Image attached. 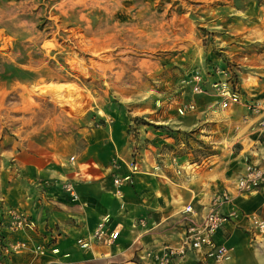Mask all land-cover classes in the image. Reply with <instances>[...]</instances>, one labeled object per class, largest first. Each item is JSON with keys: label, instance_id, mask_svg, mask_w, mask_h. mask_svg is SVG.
Wrapping results in <instances>:
<instances>
[{"label": "rangeland", "instance_id": "rangeland-1", "mask_svg": "<svg viewBox=\"0 0 264 264\" xmlns=\"http://www.w3.org/2000/svg\"><path fill=\"white\" fill-rule=\"evenodd\" d=\"M222 70L242 100L258 106L252 118L264 114V0H0V196L27 144L58 151L72 164L91 139L106 143L107 129L118 154L128 139L115 131L123 120L130 122L125 154L132 162L148 142L144 131L154 130L171 139L167 145L182 144L195 162L219 154L228 161L255 134L246 138L237 125L251 115L245 108L220 109L210 85L223 80ZM195 75L208 92L192 93ZM46 180L60 190L68 182ZM254 196L261 208L245 215L264 223V192ZM183 222L172 243L182 238ZM238 229L225 237L228 259L189 254L177 264H264V232L246 219ZM148 261L143 255L134 263Z\"/></svg>", "mask_w": 264, "mask_h": 264}, {"label": "crops", "instance_id": "crops-1", "mask_svg": "<svg viewBox=\"0 0 264 264\" xmlns=\"http://www.w3.org/2000/svg\"><path fill=\"white\" fill-rule=\"evenodd\" d=\"M244 118L237 125L247 132L244 137L255 134V140L252 139L249 148L241 146L239 150H231L228 161L226 155L219 154L195 162L190 155L181 152L182 144L167 145L171 139L158 133L159 130L144 131L148 142L138 151L136 173H132L129 166L134 158L125 154V147H130L126 134L129 120L115 126V131L122 130L118 134L128 138L118 154L111 150L112 135L107 129L104 130L108 141L100 144L91 139L76 154L78 160L72 164L58 151L27 144L16 153V177H12V183L0 196V213L8 208L25 212L33 227L8 236L7 240L41 245L45 254L37 256L28 251L11 255L4 264H135V258L141 259L149 250H160L164 245L177 246L182 238L176 243L172 240L184 224V207L191 204L203 214L214 194L223 190L232 194V204L239 215L256 212L262 204L259 196H240L233 190L237 177L247 169L246 159L256 162L257 155L264 152V142L258 140L259 135L264 134L261 129L264 114L257 119L252 118V114ZM73 158L75 160V156ZM113 158L122 159L124 164L114 166ZM54 175L73 184L77 201H70L59 186L46 180ZM116 178L122 179L119 186L113 184ZM228 208L224 206L223 211ZM241 218L229 221L227 224L231 226L224 225L214 235L217 245L231 241L225 237L239 230L245 219ZM102 220L107 222L108 232H119L116 241L112 245L92 243L88 249H81L77 241L91 237ZM194 252L187 255L191 254L196 261L210 260L203 252L199 251L200 255ZM258 260L264 263V254H258Z\"/></svg>", "mask_w": 264, "mask_h": 264}, {"label": "built area", "instance_id": "built-area-1", "mask_svg": "<svg viewBox=\"0 0 264 264\" xmlns=\"http://www.w3.org/2000/svg\"><path fill=\"white\" fill-rule=\"evenodd\" d=\"M217 75L223 78L210 85V89L219 99V107L221 110H231L233 107H243L251 114L257 112L254 102L242 100L236 82L226 71H218ZM193 94H201L208 92L201 87L206 83L200 75H195L193 80ZM205 86V85H204ZM189 110H193L194 106H187ZM185 108H179L178 112L182 115ZM264 125V119L261 121ZM264 131V129H262ZM74 158H71L73 161ZM248 168L246 173L239 176L234 185V192L237 195H255L264 192V152L257 155V161L251 162L246 159ZM115 166V165H114ZM132 173L138 172V163L130 164ZM128 179V178H127ZM122 179H114L113 184L119 186ZM70 201H77L78 195L72 183L65 182L61 187ZM232 194L228 190H223L214 194L206 212L199 214L191 204L184 207L182 214L184 215L185 230L183 237L177 246L165 245L159 251L149 250L145 253V258L152 261L153 264H174L176 259L184 257L189 251H201L208 258L214 261H224L228 259L230 250L224 245H217L214 241V235L224 227L236 215L235 212L228 210L223 211L224 206L232 205ZM244 218L251 222L259 231L264 232V224L255 217L244 215ZM107 222L102 220L95 228L91 237L87 240L80 239L77 245L81 249H88L92 243L101 245H112L118 235L117 231L106 230ZM33 227L29 216L20 210L8 208L0 213V264H4L7 257L11 255H19L30 251L37 256H43L45 249L41 245H31L28 241L7 240L8 236H12L21 231H25ZM54 252V251H53Z\"/></svg>", "mask_w": 264, "mask_h": 264}, {"label": "bare ground", "instance_id": "bare-ground-1", "mask_svg": "<svg viewBox=\"0 0 264 264\" xmlns=\"http://www.w3.org/2000/svg\"><path fill=\"white\" fill-rule=\"evenodd\" d=\"M193 85V84H192ZM202 89H204V90H206V87L203 85L202 87H201ZM261 129H264V126H261ZM262 145H264V144H262ZM262 149H264V147H262ZM247 168H248V166H247ZM246 171H247V169H246ZM246 171H245V173H246ZM235 188V187H234ZM240 196H245V194H243V195H240ZM231 209V211H233V212H235L236 213V215L231 219V220H233V219H237L239 216L240 217H244V216H242L241 214L239 215L238 213H237V211H235V209H233V208H230ZM258 220V219H257ZM248 221V220H247ZM258 221H260V220H258ZM250 222V221H249ZM261 222V221H260ZM251 223V222H250ZM262 224H264V223H262ZM184 230H185V228H184ZM218 232V231H217ZM181 241V240H180ZM156 251H159V250H156ZM54 252H56V251H54ZM191 251H189L188 253H190ZM187 253V254H188ZM187 254L184 256V257H186L187 256ZM184 257H182V258H184Z\"/></svg>", "mask_w": 264, "mask_h": 264}]
</instances>
